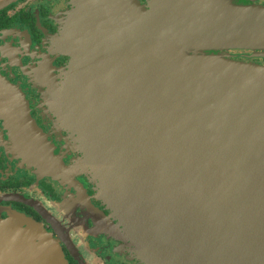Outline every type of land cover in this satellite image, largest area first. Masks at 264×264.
<instances>
[{"label":"water","instance_id":"95a60500","mask_svg":"<svg viewBox=\"0 0 264 264\" xmlns=\"http://www.w3.org/2000/svg\"><path fill=\"white\" fill-rule=\"evenodd\" d=\"M204 1L77 0L56 40L73 60L55 102L145 264H264V65L228 53L264 50V7ZM23 98L0 77L20 151L59 171ZM0 264L69 263L18 215L0 222Z\"/></svg>","mask_w":264,"mask_h":264},{"label":"flooded vegetation","instance_id":"af4514ba","mask_svg":"<svg viewBox=\"0 0 264 264\" xmlns=\"http://www.w3.org/2000/svg\"><path fill=\"white\" fill-rule=\"evenodd\" d=\"M76 1L0 0V77L24 96L59 168L53 173L42 170L25 156L13 124L0 109V222L20 215L40 224L58 240L69 264H145L122 222L99 198L98 184L82 166L78 132L68 126L55 102V94L66 90L73 60L57 48L56 40ZM215 1L226 7H264V0ZM139 2L147 10L156 6L153 0ZM228 53L264 65V50ZM93 205L105 213L106 222L94 215Z\"/></svg>","mask_w":264,"mask_h":264}]
</instances>
